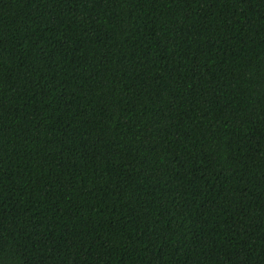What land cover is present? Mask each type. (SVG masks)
Here are the masks:
<instances>
[{
	"label": "trees",
	"instance_id": "obj_1",
	"mask_svg": "<svg viewBox=\"0 0 264 264\" xmlns=\"http://www.w3.org/2000/svg\"><path fill=\"white\" fill-rule=\"evenodd\" d=\"M0 264H264V0H0Z\"/></svg>",
	"mask_w": 264,
	"mask_h": 264
}]
</instances>
